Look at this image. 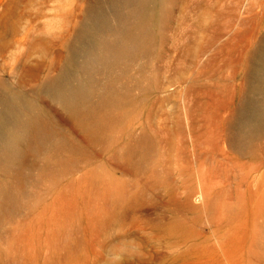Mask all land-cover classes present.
Returning a JSON list of instances; mask_svg holds the SVG:
<instances>
[{"label": "rangeland", "instance_id": "374dc122", "mask_svg": "<svg viewBox=\"0 0 264 264\" xmlns=\"http://www.w3.org/2000/svg\"><path fill=\"white\" fill-rule=\"evenodd\" d=\"M110 2L0 0V85L54 131L19 173L0 171L17 194L0 264H264V136L233 143L246 100L262 99L264 0H168L149 51L93 74V99L109 82L130 95L93 132L43 87L65 72L76 83L94 39L75 50L79 28L91 5L115 26Z\"/></svg>", "mask_w": 264, "mask_h": 264}, {"label": "bare ground", "instance_id": "6f19581e", "mask_svg": "<svg viewBox=\"0 0 264 264\" xmlns=\"http://www.w3.org/2000/svg\"><path fill=\"white\" fill-rule=\"evenodd\" d=\"M167 2L111 0L110 3L117 8L115 26L109 24L107 15L99 7L91 5L73 46L80 51L82 47L79 44L86 37L92 35L94 38L91 45L82 50L84 62L76 64L80 77L74 83L73 75L65 72L48 80L43 87L44 92L90 130L100 131L106 121V115L101 116L100 112L124 103L130 99V95L125 90L115 89L109 82L100 97L93 99V74L125 66L149 51L161 34ZM257 52L260 64L251 74L258 80L254 89L262 93V99H247L246 103H254V112L248 116L239 115L234 121V126H241V131L233 136V143L247 149L254 148L258 139L264 136V42ZM53 135L49 119L33 99L15 88L5 89L0 85V171L19 173L24 157L48 144ZM58 144L61 146L62 142ZM16 195L15 190L0 178V215L13 208Z\"/></svg>", "mask_w": 264, "mask_h": 264}]
</instances>
